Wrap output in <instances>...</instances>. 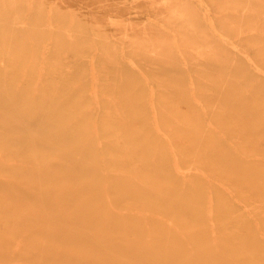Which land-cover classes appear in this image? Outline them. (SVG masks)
Returning a JSON list of instances; mask_svg holds the SVG:
<instances>
[{"label": "rangeland", "instance_id": "374dc122", "mask_svg": "<svg viewBox=\"0 0 264 264\" xmlns=\"http://www.w3.org/2000/svg\"><path fill=\"white\" fill-rule=\"evenodd\" d=\"M0 152V264H264V0H0Z\"/></svg>", "mask_w": 264, "mask_h": 264}, {"label": "bare ground", "instance_id": "6f19581e", "mask_svg": "<svg viewBox=\"0 0 264 264\" xmlns=\"http://www.w3.org/2000/svg\"><path fill=\"white\" fill-rule=\"evenodd\" d=\"M55 107H56V106H55ZM93 132H94V131H93ZM95 132H96V131H95ZM93 134H94V133H93ZM94 135H95V134H94ZM2 141H3V140H2ZM98 142H99V141H98ZM0 153H1V152H0ZM1 156H2V155H1ZM1 158H2V157H1ZM1 158H0V159H1ZM2 159H3V162H4V158H2ZM10 159H11V158H10ZM5 162H6V160H5ZM14 162H16V161H14ZM10 167H11V166H10ZM31 167H32V166H31ZM1 178H2V177H1ZM0 182H1V181H0ZM81 186H82V185H81ZM151 214H152V213H151ZM221 258H222V257H221ZM13 263H14V262H13ZM13 263H12V264H13Z\"/></svg>", "mask_w": 264, "mask_h": 264}]
</instances>
